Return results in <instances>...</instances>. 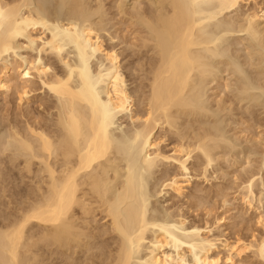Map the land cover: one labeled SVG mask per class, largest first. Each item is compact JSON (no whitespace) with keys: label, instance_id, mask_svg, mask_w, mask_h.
I'll return each mask as SVG.
<instances>
[{"label":"bare ground","instance_id":"obj_1","mask_svg":"<svg viewBox=\"0 0 264 264\" xmlns=\"http://www.w3.org/2000/svg\"><path fill=\"white\" fill-rule=\"evenodd\" d=\"M43 1L0 0V93L13 92L19 111L40 91L33 98L42 109L23 123L16 111L6 132L0 130V264H234L247 253L264 259L263 237L224 242L222 261L206 227L188 226L169 207L159 214L150 202L162 194L183 197L192 179L188 161L196 155L203 170L193 171L206 176L218 141L205 131L182 133L179 121L205 114L203 85L211 59L219 64L224 35L243 34L253 51L264 52V6L132 0L128 15L122 0L112 2L118 18L139 28L132 32L138 44H131L137 60L128 70L133 77L143 71L146 84L133 96L121 53L106 50L100 37L105 0H52L60 17L50 16ZM248 4L254 9L244 17L224 18ZM170 138L165 151L161 144ZM155 173L151 193L147 183ZM5 194L12 200L6 196L7 205Z\"/></svg>","mask_w":264,"mask_h":264},{"label":"rangeland","instance_id":"obj_2","mask_svg":"<svg viewBox=\"0 0 264 264\" xmlns=\"http://www.w3.org/2000/svg\"><path fill=\"white\" fill-rule=\"evenodd\" d=\"M115 1L116 0H105L104 7L106 8H104V10L106 11V17L104 25L105 23L106 25L104 31L100 33V37L103 41V47L106 50L113 49V51L121 53L119 60L121 59L120 65L124 76H126V88L128 92H131L130 94L133 95L135 87L137 86L136 88H138L140 82L141 85L142 82L146 84L143 80V76L145 75L143 71H141L140 75H138L139 71H137V73L135 72V77H133V75L131 76L129 74L128 70L129 67L133 65L132 63H135L137 60L135 51L138 49L132 46L137 45L138 42L134 39L135 36H133L132 32L135 31L134 28H136V31H139V28L134 26L129 27V20H127L128 18L126 17L122 20L119 17L121 21L119 20L118 14H116L117 10L115 3H112ZM131 1L132 0H122V4L126 6L125 8L128 15L132 14L130 9L132 6ZM43 3L46 4V9L49 5L48 9L50 12L48 9L47 11L48 14H51L50 16H61L62 13L56 8L57 6L52 0H44ZM263 3L264 0H258L257 5L259 4L258 6L260 7L261 4L260 8H263ZM141 6L145 8L144 6H147L146 2H143ZM248 9H254L253 5L248 4L240 6L236 12L226 14L224 18L227 19L229 16V18L232 17L233 19L234 17L236 18V16L239 18L244 17V14L249 11ZM128 10L130 12H128ZM116 21L119 22L118 24L120 25H118ZM125 29L128 31L126 32ZM121 31L124 34L121 33ZM111 37H113L112 40H110ZM223 39L224 42L220 50L221 58L218 57L220 58V60L218 59L219 64H215L214 58L211 59L213 71L203 85V105L206 110L204 112L205 114L199 116L198 120L196 118L198 122H196L195 119L192 121L193 118L191 117L183 118L179 121V126L181 127L182 125V133L183 131L186 133L188 132L187 134L190 132L205 131L216 138L219 148L213 150L211 153L213 162L207 167L206 176L197 175L199 171L203 170V167L201 168L202 170L197 168L199 167L197 165L199 163L197 160L199 159L198 155H196L197 153H194L197 160L192 157V159L188 161V168H190L192 179L190 185L185 188L183 197L174 198L169 193L170 195L166 194L163 196L162 194L158 197H153L150 201L151 205H153L159 214L161 212L160 210L169 207L168 209L171 212L182 215L186 219L188 226L195 224L199 228L205 229L206 227L205 232L210 231L207 233L209 237L217 240L215 243L218 248H216L213 254L218 253L222 261H224L227 255V252L221 246L224 242L232 244L237 239L244 240L247 238L246 240L250 241L252 239L258 240L264 237V52L260 53L258 50H256L257 52L253 51L256 48L254 47L253 49L254 43L251 44L252 42L248 41L243 34H227L223 36ZM132 43L134 44L131 45ZM250 45H252L253 50ZM144 52L145 51H142V53ZM254 52L261 54L262 57H260V59L262 58L263 60L261 59L259 62L263 65H260L259 62L257 63L260 55L258 56L256 54V56H258L257 59L254 56ZM134 54L136 57L133 56ZM142 56L143 58H147L150 54H144ZM10 57H8V59L13 61L14 56L11 55ZM254 57L255 60L257 59L256 62ZM144 60L143 62L146 63L147 59ZM218 60L216 62H218ZM255 63H257L259 67H257L258 65L256 66ZM143 70H146V67H144ZM10 93L11 92L6 93L7 95L0 93V114H2L0 117H3H1L2 120L0 119L2 121H0V124L3 123L4 126V128L2 124L0 126L1 133L3 131L2 129L6 132L5 129L8 125L7 121H13L15 114L18 115V120L23 119L20 120L21 123L28 117V113L31 114L32 112L33 114L31 115L34 117H36L37 114H42V109L37 107L38 100L33 98L40 95V91L31 93L30 96L33 97L29 101V108L24 105L19 111L16 109V95H13V92ZM140 97H138V99H135L136 96L133 97L136 105L139 104ZM218 103L220 105L223 103L221 105L222 108L220 105H217ZM136 105L135 108H139L140 105ZM25 107L28 109L26 110ZM21 110L23 115H26L25 118L24 116L22 118L19 117ZM16 111L17 113H15ZM12 116L14 118H12ZM120 122L123 123L122 126L127 124L125 119ZM193 123L197 124L193 125ZM117 124H119V122H117ZM117 124H115L114 127H117ZM115 131L119 132V130ZM169 137H171V135ZM173 139L161 144L162 147H165V151H169L172 148ZM193 169H195L194 171L197 169V173H194ZM170 170H172V172L176 171L173 166L172 169L170 167ZM158 177L159 173H155L153 177L149 178V183L147 184L151 193L155 191L154 188H156L158 183ZM248 178L252 180L251 184L253 191V195L249 199L246 198V190L244 189L247 183L246 181L249 180ZM22 185L23 184H21V186ZM4 196L2 202L6 200V204L4 202V205H7V203L9 204L12 200L8 197V194ZM6 196L10 199V202H7ZM197 201L199 203H197V205L200 206L195 204ZM157 213L155 212L153 215V211H150L148 216L156 217ZM157 217H159L158 214ZM149 235L150 234H148V237H150ZM242 256L239 259L234 257V264H264V259H257L252 253H247L244 254L243 257Z\"/></svg>","mask_w":264,"mask_h":264}]
</instances>
